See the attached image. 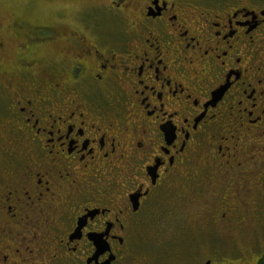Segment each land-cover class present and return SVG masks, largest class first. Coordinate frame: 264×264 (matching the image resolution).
Here are the masks:
<instances>
[{"label":"flooded vegetation","instance_id":"flooded-vegetation-1","mask_svg":"<svg viewBox=\"0 0 264 264\" xmlns=\"http://www.w3.org/2000/svg\"><path fill=\"white\" fill-rule=\"evenodd\" d=\"M49 2L0 29V264H264V0Z\"/></svg>","mask_w":264,"mask_h":264},{"label":"rangeland","instance_id":"rangeland-1","mask_svg":"<svg viewBox=\"0 0 264 264\" xmlns=\"http://www.w3.org/2000/svg\"><path fill=\"white\" fill-rule=\"evenodd\" d=\"M27 1L30 0H0V29L1 35L8 45H13L14 38L8 39L6 36V32L4 31L6 28V25L12 22L13 17L15 19H18L21 16V13L25 11V5ZM35 6L33 8L34 11L37 12H44L45 8L48 4H50L49 0H34ZM52 4V3H51ZM17 15V16H16ZM109 16V15H108ZM115 16H111L110 19L111 22H114L113 20L117 19L113 18ZM31 18V17H30ZM42 19L38 15L37 19ZM9 63H12V59L8 58ZM9 64H7V59L0 60V79L3 81L5 78L9 76ZM166 238V237H165ZM165 238L161 239L162 242H165ZM159 247V242L153 241L152 243L147 242V244L143 245V248L138 247V245H135L134 249L131 251V256L125 260L124 264H164L161 263L162 261H154L156 257L161 252L160 250H155ZM141 257L142 261L138 260V258ZM141 262V263H140Z\"/></svg>","mask_w":264,"mask_h":264}]
</instances>
